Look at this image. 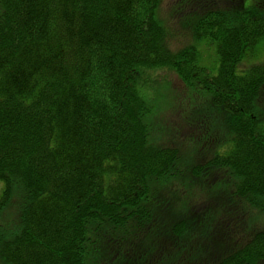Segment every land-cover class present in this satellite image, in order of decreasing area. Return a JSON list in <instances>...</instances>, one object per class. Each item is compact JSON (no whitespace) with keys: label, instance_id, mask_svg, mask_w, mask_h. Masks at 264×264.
<instances>
[{"label":"trees","instance_id":"1","mask_svg":"<svg viewBox=\"0 0 264 264\" xmlns=\"http://www.w3.org/2000/svg\"><path fill=\"white\" fill-rule=\"evenodd\" d=\"M163 2L0 0V264H264V0Z\"/></svg>","mask_w":264,"mask_h":264},{"label":"rangeland","instance_id":"2","mask_svg":"<svg viewBox=\"0 0 264 264\" xmlns=\"http://www.w3.org/2000/svg\"><path fill=\"white\" fill-rule=\"evenodd\" d=\"M173 1L174 0H164L163 2V5H162V14L164 17H167V14H168V11H170L171 9V6L173 4ZM250 0H246V3L248 4ZM188 18H190V15L187 16ZM183 20H179V23L183 25V29L181 30V34H176V36L171 39V45L173 48H179L181 46H183L185 44V42H188L187 39H189V35L188 33L190 32L189 31V28L186 26L188 23V21H183ZM178 22H176L177 25H179ZM186 23V24H185ZM213 49L209 48L208 46H205L203 48V55H204V59H203V62L205 63V65H207L210 69L213 68V66L215 65H212V63L210 62L211 59L213 58ZM261 59H264V53L261 57ZM248 61L245 60L244 63L242 64V66H247L248 65ZM160 72V73H159ZM157 72V74H159L158 78L160 77V83L161 85L163 86V83L165 82L163 80V77L162 75H166V76H170V78L174 81V87L176 89H179V90H182L183 88V83L182 81L177 77V75L173 72H161L159 71ZM162 74V75H160ZM161 85H160V88H161ZM159 88V89H160ZM172 89H174L173 87H171ZM166 89V88H162L160 90L161 93H159V89L155 91V94L153 92L152 94V97L154 96L155 97V101L157 103V109H158V112H160L164 106H168V103L169 101L172 99V94L173 95H176V91L175 92H172V89ZM181 93V92H179ZM181 95L184 96V93H182ZM194 115H191L190 117H193ZM191 130L192 133H194L195 135L199 133V130H197L196 127H190L189 128ZM184 148V147H183ZM211 178H213V176H210ZM214 182V181H213ZM198 191H199V196H200V206L201 207H205L206 203H207V200H208V194L206 192V190H203L202 191V187L199 186L198 187ZM17 200V199H16ZM14 200V201H16ZM16 212L17 210L14 209V207H8L5 212L3 213V215L1 216V219H0V222L2 221L3 222V225L2 226H6L8 225L9 223V226H12L15 222H16ZM257 215L255 217V220L256 221H264V211L260 210H256L255 212ZM218 215L220 216H224L225 213L224 212H221L219 213ZM234 215V214H233ZM233 215H230L229 218H231V216ZM245 217V214H241L240 218H244ZM247 218H248V214H247ZM244 220H247V219H244ZM229 227L232 225V222L230 221V223L228 224ZM227 225V226H228ZM3 228V227H2ZM106 247V246H104ZM111 249L112 251V254H109L108 256H105L107 259H111L112 258V262L113 264H124V263H129V264H132V257H129L127 255V252L129 250V246L127 245H124V244H115L114 246L112 247H108ZM133 255L136 256V257H140L142 259H146V258H149V254L147 252V248L145 245H143L142 243H139V241L136 242V245L133 247ZM132 256V254H130ZM149 262L150 264H163L164 262L161 261V262H156L155 260H152L151 258H149Z\"/></svg>","mask_w":264,"mask_h":264}]
</instances>
